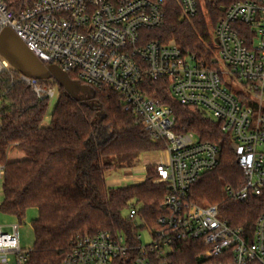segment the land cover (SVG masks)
Listing matches in <instances>:
<instances>
[{
  "label": "built area",
  "instance_id": "obj_1",
  "mask_svg": "<svg viewBox=\"0 0 264 264\" xmlns=\"http://www.w3.org/2000/svg\"><path fill=\"white\" fill-rule=\"evenodd\" d=\"M0 0V34L10 28L44 64L57 65L78 82L99 91L118 93L125 112L132 113L153 141L166 145L165 161L157 163L158 182L167 187L165 214L150 231L151 242L131 247L123 235L99 231L72 241L61 264H114L136 252L133 264H168L179 242L207 248L198 264H264V213L254 225L252 241L243 228L220 218L218 206L190 201L201 175L215 170L221 158L217 144L202 142L180 128L170 106L149 95L146 82L166 81L172 97L183 106L208 113L231 135L237 163L246 183L226 187L229 200L244 202L264 191V113L244 105L227 87L222 72L175 43L149 40L161 28L169 3L182 19L192 21L216 0H36L19 14ZM239 26L252 30V47ZM216 62L243 88L246 96L264 102V0H235L214 27ZM10 85L22 83L40 100L56 97L58 87L26 77L0 56V76ZM8 92L1 95H7ZM0 97V105H1ZM0 176L2 168H0ZM137 209L128 215L134 219ZM11 232L0 226V264H26L31 251L20 246V225Z\"/></svg>",
  "mask_w": 264,
  "mask_h": 264
},
{
  "label": "trees",
  "instance_id": "obj_2",
  "mask_svg": "<svg viewBox=\"0 0 264 264\" xmlns=\"http://www.w3.org/2000/svg\"><path fill=\"white\" fill-rule=\"evenodd\" d=\"M36 0H7L9 10L19 14ZM235 0H216L208 5L212 25L224 17ZM252 47V30L238 27ZM149 40L174 41L184 53L195 55L213 67L217 62L204 14L188 21L180 9L169 3L164 25L146 33ZM214 68V67H213ZM73 81L78 79L69 73ZM58 87L59 98L48 126L44 120L50 101L38 99L22 83L10 85L9 77L0 76V167L2 195L0 211L20 223L26 212L35 208L38 217L32 222L34 247L26 264H61L72 241L79 235L108 231L123 235L131 247L139 245V230L158 228V219L167 194L164 183L158 182L155 165L146 167L145 180L136 185L109 187L106 174L110 170L133 168L145 154L159 153L166 145L153 141L137 124L132 113L125 112L121 96L111 90L90 87L88 94L68 95L55 80L42 81ZM149 95L171 107L180 128L195 134L202 142L217 144L221 149L218 167L201 175L192 187L190 201L200 206H218L220 218L232 228H243L252 241L254 225L264 213V191L251 195L244 202L229 200L226 187L239 190L246 183L237 163L231 135L222 124L205 117L197 109L177 102L166 81H147ZM244 104L258 109L247 96ZM23 152L26 158L10 161V153ZM137 209L134 219L128 217ZM128 213V215L126 214ZM138 221L143 226L139 227ZM207 248L199 242H179L168 264H198ZM136 252L114 264H133Z\"/></svg>",
  "mask_w": 264,
  "mask_h": 264
},
{
  "label": "rangeland",
  "instance_id": "obj_3",
  "mask_svg": "<svg viewBox=\"0 0 264 264\" xmlns=\"http://www.w3.org/2000/svg\"><path fill=\"white\" fill-rule=\"evenodd\" d=\"M205 8H207V7H204V9ZM203 14H204L206 21L208 23V32L210 34L211 42H212L213 46L215 47L214 25H212V23L210 21L208 8L204 10ZM171 42H174V41H171ZM214 55H215V59H216V50L214 52ZM213 67L222 72L224 82L227 85H229L235 93L241 94V95H239L240 99L246 101L245 91L228 74L227 70L222 65H220L219 63H217L216 65H213ZM58 98H59V90L57 91V94H56V97L54 98V100L50 103V107H49V110L47 113V117L43 123L44 126L49 125L50 118H51L53 110L57 104ZM204 115H205V117L210 118V115L208 113H205ZM24 158H26V155L20 151L13 150L9 155L10 161L22 160ZM164 161H165V155L161 152L145 154V155L141 156L138 161H136L133 168H135V167L145 168L148 165H152L154 163L157 164V163H161ZM133 168H125V169L108 171L106 174L107 183L111 184V182H116V184H120L122 187L133 185L135 182H138V181H135L133 179L135 177V174L133 173L134 170L132 171ZM2 199H3L2 178L0 176V202L2 201ZM126 214L128 215V213H126ZM37 217H38L37 210L35 208L29 209L26 212L24 220L20 223L16 218H14L12 216L5 215L0 211V226H2L4 228L5 232H11L10 225H14V224L20 225V230H19L20 246L25 251H32L33 247H34V236H33V230H32V222L34 220H36ZM137 223H138L139 227L142 228V226H143L142 222L138 221ZM139 235L142 236V240H143L145 245L149 244L151 242L150 231L147 229V227L143 226V228L139 230Z\"/></svg>",
  "mask_w": 264,
  "mask_h": 264
},
{
  "label": "water",
  "instance_id": "obj_4",
  "mask_svg": "<svg viewBox=\"0 0 264 264\" xmlns=\"http://www.w3.org/2000/svg\"><path fill=\"white\" fill-rule=\"evenodd\" d=\"M0 56L18 72L38 81L55 80L64 91L73 97L88 94L89 89L73 81L68 73L57 65H46L31 52L10 28H5L0 34Z\"/></svg>",
  "mask_w": 264,
  "mask_h": 264
},
{
  "label": "crops",
  "instance_id": "obj_5",
  "mask_svg": "<svg viewBox=\"0 0 264 264\" xmlns=\"http://www.w3.org/2000/svg\"><path fill=\"white\" fill-rule=\"evenodd\" d=\"M258 107L262 110V112L264 113V102L260 105H258ZM158 153V152H157ZM152 165H156L155 163L152 164ZM149 166V165H148ZM147 167V166H146ZM146 167L145 168H133L132 171L133 173L135 174V177L133 178L135 181H138V182H135L133 185H136V184H140L142 183L144 180H145V177H146ZM141 176V177H140ZM140 178V179H139ZM108 184V183H107ZM109 187H113V188H119V187H122L120 184H116V182H111V184H108ZM1 203V202H0Z\"/></svg>",
  "mask_w": 264,
  "mask_h": 264
}]
</instances>
